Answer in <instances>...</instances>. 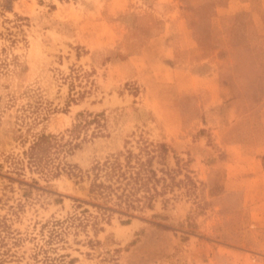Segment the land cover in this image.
Segmentation results:
<instances>
[{
    "label": "rangeland",
    "instance_id": "rangeland-1",
    "mask_svg": "<svg viewBox=\"0 0 264 264\" xmlns=\"http://www.w3.org/2000/svg\"><path fill=\"white\" fill-rule=\"evenodd\" d=\"M0 264H264V0H0Z\"/></svg>",
    "mask_w": 264,
    "mask_h": 264
},
{
    "label": "trees",
    "instance_id": "trees-1",
    "mask_svg": "<svg viewBox=\"0 0 264 264\" xmlns=\"http://www.w3.org/2000/svg\"><path fill=\"white\" fill-rule=\"evenodd\" d=\"M52 137L55 138L53 135L40 134L38 136L30 146V160L33 162H38V160H40L38 150L43 151V143ZM160 146L162 151H167L168 147L165 143H160ZM153 157L154 156L151 155L147 161H143L139 156H134L132 152L129 151L124 163L119 161L118 158H115L113 161L106 160L104 163L94 165L95 180L91 185V191L104 199L105 206L109 201H113V204L118 208H124V211L127 212L138 206L136 201L140 202L141 198L136 195L137 191L140 188H145V193L143 195L145 199L143 202L146 203L147 200V204L150 205L154 196L162 192L157 190V183L160 179H162L163 182L165 181L164 177H157L155 170L152 168L150 161ZM135 158L137 159L132 161ZM101 175L104 178L97 181L98 177ZM191 182H193L192 179ZM167 185L168 184L165 183L163 185L164 188ZM151 189H153L154 192H150ZM104 210L112 211L114 209L113 207L106 206Z\"/></svg>",
    "mask_w": 264,
    "mask_h": 264
}]
</instances>
